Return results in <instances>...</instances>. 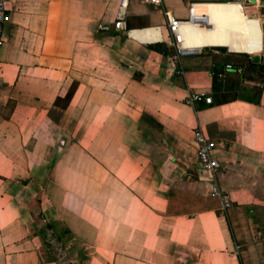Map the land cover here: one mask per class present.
<instances>
[{"label": "crops", "instance_id": "crops-1", "mask_svg": "<svg viewBox=\"0 0 264 264\" xmlns=\"http://www.w3.org/2000/svg\"><path fill=\"white\" fill-rule=\"evenodd\" d=\"M3 2L0 264H55L25 217L40 194L78 264H264V0ZM189 4L214 29H186L201 50L175 67L162 13L185 20ZM191 93L211 103L183 105ZM196 128L216 144L214 179L197 168Z\"/></svg>", "mask_w": 264, "mask_h": 264}, {"label": "built area", "instance_id": "built-area-1", "mask_svg": "<svg viewBox=\"0 0 264 264\" xmlns=\"http://www.w3.org/2000/svg\"><path fill=\"white\" fill-rule=\"evenodd\" d=\"M144 4L151 6H159L160 0H141ZM127 0H120L119 8H124ZM166 30L169 36L168 46L172 49L173 54L170 56V61L175 67H179V61L182 58L196 55L201 49H193L190 45H186L183 42V36L186 29H204L210 28L211 24L208 23L206 16L202 13H197L193 4H189L187 7V18L185 20H175L168 12L162 13ZM9 22L8 14L6 13L3 0H0V46L2 45L3 30L5 25ZM116 30L121 29L120 19L114 23ZM226 69H230L226 66ZM235 72H239L240 69H234ZM177 74L180 70L177 69ZM197 102H203L204 104H210L209 97H204L200 93H191L186 95L182 99L183 105L192 106ZM193 143L196 147V159L197 168L200 172L204 173L208 179H214L215 175L220 170V163L216 157L213 156L216 144L207 138H205L202 132L196 128L192 133ZM209 196L215 198L220 205L222 211H226L230 207V200L228 195L221 192L216 185H213L210 189Z\"/></svg>", "mask_w": 264, "mask_h": 264}, {"label": "rangeland", "instance_id": "rangeland-1", "mask_svg": "<svg viewBox=\"0 0 264 264\" xmlns=\"http://www.w3.org/2000/svg\"><path fill=\"white\" fill-rule=\"evenodd\" d=\"M173 54L172 49L169 51V56ZM225 96H229V93L224 92ZM253 95H256V92L253 93ZM151 138L149 140H145V146L140 149V155L144 157H148L150 155L149 146L151 144ZM63 139V138H60ZM57 142L54 143V147H51L49 149V152L47 154V161L46 163L42 164V173H48L50 170L53 161L55 160L57 156ZM134 150V149H133ZM158 166V165H156ZM34 199H36L39 202H34ZM31 202V207H26L28 210L25 214L26 218H30L31 222L28 223L31 235L33 239L35 240L36 244L42 249V251L46 255V259L48 262L52 263H64L67 264H78V259H81L83 256L82 254V247L75 244L73 241H68L71 239L69 235H62L61 233L57 235L55 232L51 231L49 232L45 227L46 223H51L50 221L46 220L44 224H40V226H34L33 220L38 215H41V217L44 219L47 218L45 213L43 212L47 206L44 197L40 195L33 196L29 199ZM40 203V205H39ZM37 219V218H36ZM48 219V218H47ZM49 225V224H48ZM51 226V225H50ZM62 235V236H61ZM61 236V237H60Z\"/></svg>", "mask_w": 264, "mask_h": 264}, {"label": "bare ground", "instance_id": "bare-ground-1", "mask_svg": "<svg viewBox=\"0 0 264 264\" xmlns=\"http://www.w3.org/2000/svg\"><path fill=\"white\" fill-rule=\"evenodd\" d=\"M222 9V12H226L227 11V8H226V11L223 9V8H221ZM206 16V18H207V20H208V23H210L211 24V27L210 28H204V29H192V30H203V31H205V32H207V31H211V30H213L214 29V25H213V23H212V21H211V18H209L207 15H205ZM240 23H242V21L240 22ZM236 26H237V24H236ZM185 31V30H184ZM218 31H220L221 33H222V30H218ZM224 32V31H223ZM218 34H220L219 32H218ZM215 35H217V34H215ZM221 35V34H220ZM223 35H225V34H223ZM232 36V35H231ZM230 36V37H231ZM227 38V37H226ZM220 39H223V37H220ZM228 39V38H227ZM224 41H226V39L224 38ZM231 43L229 42V44H230V47H231V49H241L240 47H235V43H236V41H237V39H235L233 36L231 37ZM183 42H184V40H183ZM185 44V43H184ZM193 49H200L199 47H196V46H192V45H190Z\"/></svg>", "mask_w": 264, "mask_h": 264}, {"label": "trees", "instance_id": "trees-1", "mask_svg": "<svg viewBox=\"0 0 264 264\" xmlns=\"http://www.w3.org/2000/svg\"><path fill=\"white\" fill-rule=\"evenodd\" d=\"M213 81H214V79H213ZM71 94H72V87L69 88L68 92L65 95V100L66 101L69 100V98L71 97ZM34 202L36 203L38 201L36 199H34ZM30 205H31V202H29V204L27 205V207H31ZM44 223H45L44 219L41 217V215H38L37 217H35V219L33 220V223L32 224L36 227V226H38L40 224H44ZM45 226H46L45 227L46 229H50V226L49 225L45 224Z\"/></svg>", "mask_w": 264, "mask_h": 264}, {"label": "water", "instance_id": "water-1", "mask_svg": "<svg viewBox=\"0 0 264 264\" xmlns=\"http://www.w3.org/2000/svg\"><path fill=\"white\" fill-rule=\"evenodd\" d=\"M226 2H230V3H239V2H242L244 4H249L250 3V0H224ZM263 25H264V21H262ZM263 44H264V37H263Z\"/></svg>", "mask_w": 264, "mask_h": 264}]
</instances>
